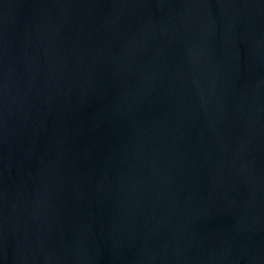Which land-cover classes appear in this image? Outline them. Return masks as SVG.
I'll use <instances>...</instances> for the list:
<instances>
[{"label": "water", "instance_id": "obj_1", "mask_svg": "<svg viewBox=\"0 0 264 264\" xmlns=\"http://www.w3.org/2000/svg\"><path fill=\"white\" fill-rule=\"evenodd\" d=\"M0 264H264V0H0Z\"/></svg>", "mask_w": 264, "mask_h": 264}]
</instances>
